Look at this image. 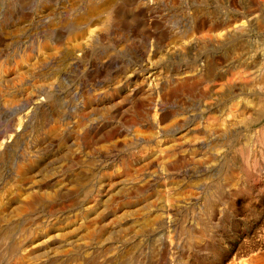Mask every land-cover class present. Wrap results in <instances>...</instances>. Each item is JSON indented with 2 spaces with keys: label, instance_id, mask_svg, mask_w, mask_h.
<instances>
[{
  "label": "rangeland",
  "instance_id": "374dc122",
  "mask_svg": "<svg viewBox=\"0 0 264 264\" xmlns=\"http://www.w3.org/2000/svg\"><path fill=\"white\" fill-rule=\"evenodd\" d=\"M87 1L0 0V264H224L260 233L264 187L241 181L202 241L164 257L148 228L137 255L134 224L154 193L164 203L168 175L192 176L185 150L166 154L179 128L170 134L153 114H180L184 95L168 86L185 66L203 68L195 23L229 18L231 3ZM218 49L206 50L211 60ZM39 193L52 198L26 204Z\"/></svg>",
  "mask_w": 264,
  "mask_h": 264
},
{
  "label": "bare ground",
  "instance_id": "6f19581e",
  "mask_svg": "<svg viewBox=\"0 0 264 264\" xmlns=\"http://www.w3.org/2000/svg\"><path fill=\"white\" fill-rule=\"evenodd\" d=\"M228 2L234 11L229 18L212 19L209 23L201 15L195 23L196 41L204 50L203 68L185 66L177 84L168 86L169 97L178 90L184 95L180 114L174 116L168 111L153 114L157 125L168 121L165 131L170 134L175 128L180 131L178 141L168 139L166 154L170 152L175 157L178 149L185 150H181L183 154L178 159L192 161L194 166L188 179L178 180L168 175L164 203H157L154 193L151 203L155 202V206L150 214L136 216L134 228L138 239L134 246L138 256L143 250L140 236L145 228L149 234L153 232L158 234L157 238L164 239L159 247L160 256L164 257L177 243L191 246L202 241L211 231L217 213L222 217L226 194L235 193L241 181L256 188L264 187L263 172H260V165H264V122H261L264 118V0ZM40 48L49 52L52 46L43 43ZM217 48L222 52H214L211 60V53L207 54L206 50ZM24 60L28 61L29 56L21 59ZM193 99L196 101L191 102ZM251 140L257 147L253 154L245 150ZM18 170L25 172V165ZM46 197L52 198V195L39 193L28 198L26 204H35ZM262 226L255 237L243 239L246 251L224 264H264V249L257 251L254 247L257 239H264ZM14 247L10 246L11 254L16 252ZM153 247L151 244L154 251Z\"/></svg>",
  "mask_w": 264,
  "mask_h": 264
}]
</instances>
